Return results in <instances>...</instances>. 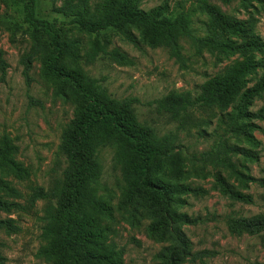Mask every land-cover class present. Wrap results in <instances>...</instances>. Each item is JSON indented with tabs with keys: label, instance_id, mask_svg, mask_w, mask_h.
Instances as JSON below:
<instances>
[{
	"label": "trees",
	"instance_id": "1",
	"mask_svg": "<svg viewBox=\"0 0 264 264\" xmlns=\"http://www.w3.org/2000/svg\"><path fill=\"white\" fill-rule=\"evenodd\" d=\"M17 1L24 3V20L29 25L24 32L29 45L21 55L28 85L34 62L40 59L42 76L55 84L59 96L76 105L59 145L66 159L62 176L55 177L47 188H33L29 198L31 204L38 200L46 202L42 236L48 243L41 252L56 264H121L122 251L110 239L111 226L104 223L112 218V208L100 196L104 188L100 152L111 147L127 185L124 202L146 210L151 218L149 234L164 243L154 264H183L188 258L208 254L209 251L194 252L193 242L184 229L185 225L202 220L181 210L187 204L186 196L197 191L188 183L192 173L200 174L208 165H220L233 170L242 180L257 181L264 186V178L242 171L233 160L235 155L253 161L260 159L256 149L239 143L244 139L256 147L259 141L253 130L261 126L254 120L264 119V104L256 110L252 108L257 99L264 98V57L258 56L264 52V40L254 31V22L230 17L214 0H184L174 7L164 1L149 9L141 7L142 0H101L97 7H92L90 0H62L55 7L57 12L71 17L80 31L97 33L113 26L135 45L139 46L142 40L153 47H166L180 61L184 60L181 43L184 37L225 56H242L225 72L207 79L199 93L173 91L152 102L180 127L196 122L198 110L218 115L225 127L213 146L191 152L173 136H160L153 126L140 120L138 97L114 96L101 79L82 67L103 57L133 64L129 54L110 48L109 39L96 36L89 39L88 48L82 52L80 39L64 37L57 19L37 15L36 0ZM240 1L250 4L261 0ZM198 10L207 16L203 21L205 36L198 35L193 26V16ZM0 68L3 72L8 68L2 49ZM260 69L263 71L259 74ZM230 134H235L237 141H232ZM183 148H186L184 156L179 151ZM15 150L7 136L0 137V210L4 211L18 205L12 198L20 195L5 176L29 175L14 158ZM216 179L226 194L253 202L252 194L237 189L221 174H216ZM227 223L234 233L259 234L264 231V213L233 217ZM0 228L19 230L12 218H0Z\"/></svg>",
	"mask_w": 264,
	"mask_h": 264
},
{
	"label": "rangeland",
	"instance_id": "2",
	"mask_svg": "<svg viewBox=\"0 0 264 264\" xmlns=\"http://www.w3.org/2000/svg\"><path fill=\"white\" fill-rule=\"evenodd\" d=\"M37 15L49 20L57 19L64 37L79 38L82 52L89 46L91 37L110 40V48H119L134 59L133 64H121L99 58L83 69L101 82L116 97L136 96L141 102L137 113L143 123L153 126L160 136L170 135L177 143L185 145L191 152L210 149L225 124L218 115L196 111V122L180 127L169 114L158 110L152 102L173 91H192L197 94L201 85L210 77L226 71L236 54L225 56L208 47L198 46L187 37L182 38L184 60H177L166 47H153L141 40L139 46L127 39L116 27L109 26L97 33L80 31L72 18L55 10L62 0H36ZM101 0H90L97 7ZM164 1L174 7L184 0H142L141 7L149 9ZM232 18L254 22V31L264 40V0L250 4L240 0L229 3L214 0ZM187 4H190L187 1ZM207 16L201 10L193 16V26L200 36L207 34L204 20ZM29 25L24 20V3L17 0H0V49L8 62L3 72L0 68V137L7 136L15 145L14 158L28 170L29 175L19 177L14 173L5 176L20 192L19 202L12 210H0V218H12L19 226L16 232L0 228V264H56L41 251L47 245L42 236L46 202L29 201L33 188L49 187L55 177L62 176L66 159L59 151L65 126L73 119L76 105L59 96L55 84L42 76V62L37 59L31 71L32 80L28 85L21 55L29 42L24 32ZM264 57V52L258 54ZM70 63V62H69ZM263 69L259 70V74ZM264 104L257 99L254 110ZM219 114V110H217ZM261 128L253 134L259 141L255 147L246 140L239 143L253 147L259 152V161L248 160L241 155L233 156L238 168L256 178H264V119H255ZM237 141L235 134H230ZM181 154H186L184 149ZM103 164V184L100 196L112 208V218L104 220L111 226L110 239L122 251L121 264H154L156 254L164 245L151 237L148 225L151 218L141 206L124 202L126 181L121 168L114 161V149L105 148L100 152ZM186 167L190 164L186 161ZM221 174L237 189L253 195V202H245L226 194L217 181ZM188 183L197 191L186 196L187 204L182 211L201 217L195 225L184 229L193 242L194 252L209 251L208 254L188 258L183 264H253L264 261V231L259 234L234 233L227 220L264 213V186L257 181L242 180L233 170L208 165L200 174L192 173ZM2 191H0V194Z\"/></svg>",
	"mask_w": 264,
	"mask_h": 264
}]
</instances>
